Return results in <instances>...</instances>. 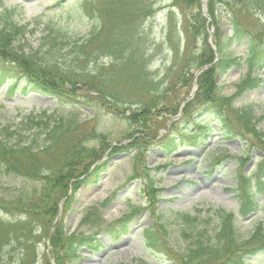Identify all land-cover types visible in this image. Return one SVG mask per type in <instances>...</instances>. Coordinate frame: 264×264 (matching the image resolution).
I'll return each mask as SVG.
<instances>
[{"label": "trees", "instance_id": "1", "mask_svg": "<svg viewBox=\"0 0 264 264\" xmlns=\"http://www.w3.org/2000/svg\"><path fill=\"white\" fill-rule=\"evenodd\" d=\"M238 2L243 9L264 14V0H238ZM87 3L92 2L86 0L84 6H87ZM173 4L187 14L184 13L181 20L186 42L184 58L179 67L180 79L175 83L177 84L192 80L190 68L198 69L211 63L214 59V50L208 43V24L207 19L202 15L200 0H173ZM206 5L213 21L219 13H222L224 3L222 0H207ZM84 6L82 3L75 5L74 13L77 18L82 16ZM191 9L195 11H189ZM146 10L145 0H107L105 9L97 11V16L101 14L104 19L102 27L95 26L82 37L73 36L69 40L64 35L63 28L58 26L50 28L51 25H47L45 30L50 28L47 31L49 45L44 43L31 52H25L22 44L15 42L27 32V26L19 23L15 18V10L4 7L3 1L0 0V86L5 80L10 79L9 94L15 90L22 94L37 92L52 95L59 103H70L75 109L86 105L85 96L97 99L102 106H107L115 114L121 113L119 110L123 109L122 105L125 103L136 106L130 112L128 107L126 110L129 113L125 116L135 126L131 136L135 137L131 138L130 148L135 152L136 161L143 164L142 170L134 169L133 177H143L144 174L147 177L144 165L146 154L143 155L146 145L155 144L164 154L170 155L181 146H194L200 138L207 137L213 130L211 124L214 122L221 125L226 137L238 133L250 136L264 156V131L255 124L252 108L233 105L234 97L260 86L263 79L258 76V71L264 68V42L257 35H249L247 29L239 25V19L234 17L235 12H240L241 8L234 9L233 17L229 19L228 23L232 27L230 35L222 37L219 28H216L212 34L218 59L197 76L194 97L185 104L182 116L168 125L167 121L178 113L183 99L177 102L171 101L168 95L169 90L172 89L158 91V84L153 82L152 78L148 79L150 75L144 70L146 55L144 46H141L135 38L138 34L135 24L138 16L143 15ZM262 29L264 30V25ZM245 39L248 41V53L241 60L234 56L229 47L233 41L241 42ZM66 48L70 51V64L60 63L65 55L62 50ZM99 55L110 59L108 69H104L102 65L99 69L105 70L110 76H113L114 72L127 88L136 90V98H130V101L123 99L124 97L113 89L110 78H106L100 70L99 75H89L90 71L84 67L93 64L95 72L99 67L96 60ZM243 65L246 66L247 71L243 79L236 84V92L229 96L221 94L216 84L217 74L233 66ZM142 72L145 73L144 77L141 75ZM80 81L84 84L90 82L88 91L93 92L94 95L87 93L83 96L77 95L75 91L81 89L76 84ZM193 105L202 111L199 112L202 117L194 118V127L188 131V126L179 124V120L190 114ZM161 114L163 116L158 119ZM209 117L210 119H205ZM27 120L34 128L27 141L10 143L8 135H11V131L8 127L0 129V167L6 176L14 173L33 180L41 177L42 182H37L36 187L32 185L27 190L24 186L17 189L15 205L25 210L15 211L20 217L0 215V264L11 262L26 264L25 247L20 248L15 258L12 257L10 248L15 243L21 245V242L28 241L27 239L22 241L21 237L25 231L31 232L33 223H37L42 229L54 250L58 247L65 249L67 259L78 258L80 248L92 252L99 251L102 244L96 238V233L79 237L66 235L62 222L53 223V219L61 201L62 209H68L73 201V195L81 186L98 180L105 168L104 161L98 162L104 151L107 149L116 151L117 147L124 145L112 147L110 143L102 148L101 145L106 142L104 134L94 129L81 134L80 122L73 112L70 113V117L60 119L43 111L36 116L28 117ZM159 121L161 124L157 125ZM162 123L164 132L158 134L156 131ZM41 127L43 129L40 132L44 133V139H40V133L36 132ZM86 139H97L98 143L88 147L84 145ZM59 143L65 144L60 152L63 161L54 172L50 173L44 167L45 156ZM145 187L148 193L146 195L151 198H149L151 202H154L158 189L153 187L151 180L146 181ZM235 191L239 202L237 215L232 211L217 209V223L210 231L203 225L207 220L200 219V215L178 213L184 224L181 236L186 242L179 253L182 263L255 264L253 259L264 258L263 224L259 223L245 238L237 229L238 216L245 217L260 208L259 199L264 197V157L253 173L249 175L243 172L236 173ZM30 197L38 203L41 202L42 207L37 208ZM137 210L138 208L134 207L131 213L114 223L107 224V231L115 234L125 233L131 216ZM87 220L86 215L81 223ZM163 227L161 223L158 226L161 232ZM18 233L20 235H17ZM144 238L148 247L163 248L161 243L159 244V235L154 229L146 228ZM55 260L57 264H63L59 257H55Z\"/></svg>", "mask_w": 264, "mask_h": 264}, {"label": "rangeland", "instance_id": "2", "mask_svg": "<svg viewBox=\"0 0 264 264\" xmlns=\"http://www.w3.org/2000/svg\"><path fill=\"white\" fill-rule=\"evenodd\" d=\"M2 1L4 7L15 10V18L19 23L27 26V32L15 42L22 44L25 52H31L44 43L49 45L47 31L50 28L57 26L63 28L64 35L70 40L73 36L74 38L82 37L95 26L102 27L104 19L101 14L97 16V11L105 9L107 3V0H90L92 3L84 6L86 0ZM222 2L224 3L222 13H219L215 20L212 21L210 18L207 21L208 39H211V43H213L212 34L216 28H219L222 37L231 34L232 27L228 23L229 19L233 17L234 9L240 8L241 11L235 12L236 16H234L239 19V25L247 29L249 35H257L264 42L262 29L264 14L243 9L238 0H222ZM77 3H82L84 6L82 16L79 18L74 13ZM145 3L147 10L143 15L138 16L135 24L138 31L135 38L141 46H144L146 55L144 70L150 75L148 79L152 78L153 82L158 84V91H168L167 89L171 88L169 99L173 102L180 101L191 92L194 86V73L197 70V68H190L189 73L192 74L190 82L185 80L175 84L180 79L179 67L184 58L186 38L181 20L185 11L173 4V0H145ZM47 25L51 27L46 31ZM247 43V39L241 42L233 41L229 49L235 54L234 56L243 60L248 53ZM197 45L199 49V43ZM62 52L65 55L60 63L70 64V51L66 48ZM96 60L99 67L95 69V72L93 64H87L84 67L90 71L89 75H99L101 71L106 78H110L113 89L122 95L123 99L130 101V98H136V90L127 88L114 72L113 76H110L105 70L99 69L101 65L104 69H108L107 66L110 63L108 57L99 55ZM246 71V66L243 65L233 66L219 73L216 76L219 92L227 96L233 95L236 92V84L243 79ZM142 73L144 77L145 73ZM258 76L263 79L260 86L234 97L233 105L251 107L255 124L264 131V68L258 71ZM10 81L7 79L0 86V129L8 127L11 131V135H8L10 143L27 141L34 131L27 118L45 111L60 119L70 117V113L73 112L77 121L80 122L81 134L91 129L104 134L106 142L101 145L102 148L110 143L124 145V147H117L116 151L110 149L104 151L99 161L97 160L105 161L104 172L98 182L81 186L73 196L70 207L58 211L53 219V223L62 222L66 235L72 234L79 237L96 233L101 239L103 248L96 253L79 249L82 254L80 257L74 260L67 259L65 249L58 247L54 250L42 229L37 223H33L31 232L25 231L21 237L22 241L24 239L28 241L21 242V245L15 243L10 248L12 257L15 258L20 248L25 247L26 264H57L55 257L62 259L63 264H185L179 256L186 242L181 236L184 224L178 213L188 212L191 215H200V219L207 220L203 225L210 231L217 223V209L237 213L239 202L235 191L236 173L243 172L246 175L253 173L263 159L262 150L250 136L238 133L226 137L221 125L214 122L211 124L213 130L207 137L200 138L194 146H181L169 157H165L155 144L146 145L143 155L146 154L144 165L147 177L145 174L143 177H133L134 169L142 170L143 164L136 161L135 152L130 148L131 138L135 137H131L135 126L125 116L136 106L125 103L122 105L123 109L119 110L121 113L115 114L107 106H102L97 99L85 96L86 105L75 109L70 103H59L52 95L37 92L22 94L15 90L9 94L7 86ZM90 84V82L84 84L82 81L76 84L81 89L75 91L77 95L83 96L85 93L94 95L93 92L88 91ZM190 100L192 99L188 102ZM128 107L129 112L126 110ZM199 112L202 111L198 110L197 106H191L190 114L179 120V124L188 126V131H191L194 127L193 119L202 117ZM162 116L163 114L159 115L158 119ZM181 116L182 113L179 118ZM151 118H154L153 114ZM156 124L160 125L161 122ZM162 127L163 123L156 131L158 134L162 132ZM42 129L43 127L36 131L40 133V139H44V133L40 132ZM97 143V139L84 141V145L88 147H93ZM64 145L59 143L45 156L44 167L50 173L62 164L60 152ZM2 172L3 169L0 167V215L20 217L15 214V211L25 210L15 205L17 189L22 186L26 190L32 185L36 187L37 182H42L41 177L33 180L27 177L22 178L14 173L6 176ZM148 180H151L153 187L158 189L154 202H151L150 197L146 195L148 193L145 183ZM30 198L37 208L42 207L41 202L38 203L32 197ZM133 206H138V210L128 222V231L121 235L108 232L107 224L114 223L120 217L130 213ZM259 206L257 212L248 219L238 216L237 229L243 238L249 236L259 223L264 227V197L260 199ZM86 215L87 222L81 223ZM160 223L164 226V232L158 228ZM146 228L156 231L159 235V244L161 243L163 248L148 247L144 241ZM253 261L255 264H264V258L257 257Z\"/></svg>", "mask_w": 264, "mask_h": 264}, {"label": "water", "instance_id": "3", "mask_svg": "<svg viewBox=\"0 0 264 264\" xmlns=\"http://www.w3.org/2000/svg\"><path fill=\"white\" fill-rule=\"evenodd\" d=\"M205 1H206V0H202L203 3H205ZM202 11H203V13H204L205 15H207V14H206V8H205L204 5L202 6ZM206 67H207V65H206L205 67L201 68V69H198V70L196 71V73H195V76L198 75V74H199L204 68H206ZM192 94H193V93H191L190 96H192Z\"/></svg>", "mask_w": 264, "mask_h": 264}]
</instances>
